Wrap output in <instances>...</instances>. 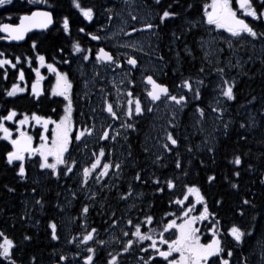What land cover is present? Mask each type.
<instances>
[{
  "label": "snow or ice",
  "instance_id": "6c2138e0",
  "mask_svg": "<svg viewBox=\"0 0 264 264\" xmlns=\"http://www.w3.org/2000/svg\"><path fill=\"white\" fill-rule=\"evenodd\" d=\"M12 0H0V6L10 4ZM29 4L34 5L33 8L24 11L18 15L17 23L0 22V40L4 41H23L28 33L34 30L39 32L51 31L59 28L58 32H62L67 39L71 40L69 50L66 52L64 44L53 45L54 54L49 58L44 52L39 50L40 39H33L31 41V51L33 55H9L4 51H0V70L3 72V79L9 78L8 69L15 71L14 82L10 87L3 89L5 97H18L20 94H27L31 97L37 105H39L42 98L58 97L62 98V110L57 111L56 108L51 109V115H41L38 111L19 112L15 107L5 108L4 114H0V142L3 144V159L6 165L15 169V175L20 180L27 179L26 161H33L38 165V168L49 172L52 178L60 180L61 177L71 178L77 177V188L82 192L88 200L94 201L100 194L92 187L91 183L101 185V191L112 188L116 189L117 199L119 201H127L135 194L136 198H142L145 194L136 192L133 187V182H138L141 185L150 183L154 188V194L159 193L163 195L166 191L174 192L177 187L180 188V194L169 196L168 205L174 208L173 211H166L161 216L155 213L147 214L141 213L134 221L127 213L122 216H117L115 211H112L107 221L108 228L120 227L121 237L127 238L123 241L120 238L113 236L114 240L121 243L120 251L112 254L108 252L107 259L104 264H124L123 254L129 253L133 245L138 246V250L145 254L139 257L138 264H232L233 258L239 252L240 256L237 259V264H249V258L244 256L243 245L250 240L255 234L256 215L251 217L252 225L245 228L240 223L233 220L229 226L222 227V220L224 216L221 209L224 207L223 197L214 199L210 202L207 192L203 190L202 185L193 182L189 179V170L187 165L182 161L181 156L176 149L179 147V140L173 135L172 131L165 129L163 133V142L157 141L162 151L155 155L153 163L159 168L166 169L167 164L162 163L166 154L174 155V170L172 175L161 178L155 173H151L146 181L143 177L144 170H138L128 182L126 191H121L118 183L121 171L125 164L121 160H112L114 149H106L104 146H98L97 151H92L90 157L83 163L73 155L75 150L81 157L84 156L85 150H88L89 138L95 137L96 145L99 142H108L109 140L115 142L121 137V131L128 130L136 131L137 124L133 122L138 120L145 112L152 113L154 106L163 103L165 107H171V117L168 125L175 128L173 120L176 117L177 111H183L184 108L191 101H200L202 98V89L205 87L204 80L201 78L205 74V67L202 66L198 70L197 76L182 77L178 84L174 85L176 91H171L169 86L161 83L155 78V72H150L143 76V83L146 87L145 96L146 101L142 102L139 95L133 94L130 85L135 81L130 78L132 69L139 67V61L134 55L124 53L123 63L130 66L124 73L123 77L116 80H111L113 90L115 92V99H112V93L106 91L104 87L99 88L101 94L102 104L100 106V113L106 114L107 118L113 122H120L119 129L114 127L113 123H107L106 120H98V113L96 108H90L89 113L81 111V115L86 117L83 122L74 120L75 104L74 96L77 100H84L90 98L91 93L88 91L90 81L95 84L96 80H103L104 76L99 69L105 72L115 73L122 67V61L119 55L114 56L111 51L106 50L101 46L94 52L91 48L85 49L81 43L72 38L70 30V19L64 15L56 19L54 16L55 5L49 0H27ZM156 5H160L162 0H154ZM178 0H172L171 3L163 9L158 11L155 16H152L151 11L142 17L139 14L133 15L129 13V18L133 24L129 25L127 20H121V27L117 31L108 33L105 36L96 34L95 32H88L92 41H110L118 38L121 34L131 37L132 34L150 33L149 47L151 48V36H155L160 27L168 20L181 19L183 25L180 32H173V41H180L182 35L186 36L191 33L193 28L203 27L209 33L215 32L211 39L200 38V48L204 52L203 61L208 66L213 64L211 71L218 77V82L215 84L214 90L216 96L213 97L215 106L211 107L213 113H217V120H221L226 111L224 104L228 101L236 99L235 87L236 78H228L225 72V67L220 66L225 63L228 68L241 67L240 61L232 64L231 60L226 62L222 60V54L225 45L228 52L232 53L247 43L255 44L257 41L264 44V30H258L254 26L255 22L259 26H264V0H188L187 6L183 12L173 10V5L177 4ZM71 6L78 11L80 16L85 21L93 22L96 15L92 6H82L81 0H70ZM198 9L200 12L199 18L190 17L188 13L191 10ZM107 13V21L111 23L114 19V14L111 9H105ZM247 18H251L253 23H250ZM8 19H11L9 17ZM159 23L154 22L155 20ZM139 26H136V25ZM124 26H127L125 31ZM99 31L104 30V25H99ZM222 30V32L220 31ZM79 33H85V28L80 27ZM227 35H224V34ZM114 47L130 48L134 51L144 52V44L140 40L132 42H125L123 44L114 45ZM155 51V49H152ZM184 51L192 54V49L187 44L184 46ZM78 54V56H77ZM146 55L150 54L145 52ZM57 57H60L57 59ZM179 57V53H177ZM76 71L80 72L79 86L82 90L77 91V81L73 78V64L77 62ZM157 59L164 61V56L159 55ZM251 59V56L249 57ZM89 62L94 68L91 77H87L83 72V63ZM30 69L34 76H30L29 81L26 80L24 65ZM35 64V66H33ZM65 68L67 70H62ZM46 70L47 75L42 72ZM162 71V70H161ZM175 71V69H174ZM47 85V87H46ZM125 85V88H121ZM188 93H191L189 97ZM126 98L125 103H121V96ZM255 100V97L252 98ZM264 111V110H262ZM195 113L199 117L197 123L205 116V109L196 104ZM100 123L99 135L96 136V124ZM255 121H249V126ZM107 124V126H105ZM225 134L229 127L228 122H224ZM241 128L245 124H240ZM31 129H36L34 135ZM38 137V142L36 141ZM123 139L127 140L125 135ZM244 139V137H240ZM207 141L204 144L207 145ZM94 145V146H96ZM10 146V147H9ZM186 152L191 154L193 148L188 146ZM149 149L144 148L147 153ZM206 151L215 154V149L212 146H207ZM128 156H131L129 151ZM190 163V161H189ZM201 165L204 161H200ZM229 164L238 168L242 165V156L234 153L232 158L228 161ZM135 166V165H134ZM253 166L248 165L251 170ZM111 173V176H110ZM241 175L239 170L231 173V178L228 175L224 176V180L229 184L232 190L239 192L240 185L237 178ZM106 177L113 180L112 183L101 184ZM215 173L206 176V181L209 186L216 183ZM261 184H264V174L260 177ZM39 184V181H35ZM9 192L15 189L5 185ZM37 189L33 187L32 193H36ZM70 197L74 200L78 198V192L68 189ZM35 205L43 206L42 198L34 200ZM58 208H63V205L57 203ZM153 203H148V210L153 209ZM251 207L256 209V205L252 200L241 197L239 202L234 205L232 209L233 216L244 217L245 210ZM136 205H129V209H135ZM90 212V204L84 203L79 211L77 218L80 227L85 229L83 232H76L66 240V243H75L77 248L81 245L85 246V254L83 255V264H96L95 257L98 255L97 248L88 246L90 242L94 245H105L107 242L104 239H97L99 229L91 227L89 229L87 217ZM261 214V213H257ZM25 217L31 219L26 212L20 217L24 220ZM39 224V221L36 222ZM124 225L131 226L125 230ZM154 225L147 228V231H142L143 226ZM47 228L50 229V239L58 241L60 236L58 234V226L55 220H49ZM210 238H208V235ZM202 236L205 237L206 242L202 241ZM130 237V238H129ZM30 235H23L22 241H31ZM146 246L142 242H149ZM260 246L261 260L258 264H264V232L257 240ZM20 251V243L8 234L4 228H0V264H20L18 252ZM150 251V254H149ZM80 252L73 253V257L79 256ZM159 258V259H157ZM65 262V264H74L73 260H69L66 254H60L57 264ZM28 264H40L38 258L33 255L29 257Z\"/></svg>",
  "mask_w": 264,
  "mask_h": 264
},
{
  "label": "trees",
  "instance_id": "16d2710c",
  "mask_svg": "<svg viewBox=\"0 0 264 264\" xmlns=\"http://www.w3.org/2000/svg\"><path fill=\"white\" fill-rule=\"evenodd\" d=\"M49 2L55 5L54 16L57 20L64 15L69 17L71 32H75L77 28L83 26L86 28V22L78 11L71 6L70 0H49ZM141 2L144 7L153 10L154 15H156L158 11L162 12L172 0H162L160 5H156L154 0H141ZM187 2L188 0H178V3L173 5V10L183 12ZM202 2L204 0H200V3ZM81 3L82 6H92L94 8L96 15L93 22L97 19L100 20L99 17H101L105 9L113 10L115 7V0H81ZM9 7H12L14 12L11 11L8 14L11 19H15L18 14L34 6L29 4L27 0L25 3H20L19 0H12L10 4L2 7L4 12L0 13L2 15L6 14V10ZM188 15L198 19L200 12L198 9H194ZM247 19L250 23H253L251 18ZM156 23H159L158 19ZM254 26H257L258 30H264V26H259L258 22H255ZM182 27H186L182 23V18L168 20L156 34L158 48L171 54V59L168 60L171 66L170 72L175 69V73L189 74L195 77L202 64L205 67V74L201 77L205 84L202 89L201 100L193 101L181 113L182 118L177 127L179 128L177 130L178 133L174 134L176 137L178 136L179 140L177 150L182 161L187 165L189 179L202 185L203 190L208 194L210 202L223 197L224 207L221 209L224 216L222 220L223 228L226 229L233 220L247 228L252 225L251 217L256 215L255 234L242 246V254L249 258V264H258L261 254L257 240L264 232V184L260 182V177L264 174V111H262L264 110V50L262 49L264 44L259 41L254 45L247 43L232 53L228 52L225 45H219L220 47H225L221 57L222 60L225 62L231 60L232 64H236L237 60H239L241 67L239 69L235 67L228 68L225 63L220 65L225 67L228 78H236V87L234 89L236 99L224 104L226 111L222 119L217 120V113L211 111V107L215 106L213 103V97L216 96L214 88L218 82V77L211 71V68L216 67V65L208 66L203 61L204 52L199 44L201 37L211 39L216 33H209L207 29L197 27L193 28L190 34L182 35L180 41L174 42L172 33L174 31L179 33ZM220 31L222 32V30ZM185 44L192 49L191 55L184 51ZM177 53H179V57H177ZM250 56L251 59H249ZM4 88L7 87L0 75V114L5 108H11V98L3 95ZM253 97H255V100L252 99ZM197 103L205 109V116L200 120V123L196 122L199 119L195 113ZM249 121H255V123L249 126ZM224 122L229 124L226 134L223 126ZM242 123L245 124L244 128L240 127ZM181 130L184 131L183 134H180ZM141 133H143V130ZM240 137H244V139H240ZM204 141L208 142L207 145L204 144ZM132 143L136 144L138 149L143 150L149 144L145 138H140L136 135H133ZM3 144L5 143L0 142V228H4L10 236L20 243L18 256L20 263H25L26 258L33 255L39 257L46 252L42 243L49 241V233L46 230L37 228L35 230L21 231L23 227L20 228L22 224L20 217L24 215L23 210L25 207L23 202L19 203L13 192H9L5 187L7 185L13 188L12 184L15 177L10 176L5 170L6 167L2 165L4 162ZM188 146L193 148L191 154L185 150ZM207 146L214 147V156L206 151ZM234 153L242 156V165L238 168L228 163ZM140 155L148 157L144 154ZM201 160L204 161L203 165L200 163ZM249 164L253 166L251 170L248 169ZM235 170H239L241 173L240 177L237 178V182L240 185L239 192L232 190L224 180L225 175L231 178V173ZM213 173H215L217 178L216 183L209 186L206 176ZM241 197L252 200L256 205V209L249 207L245 210L244 217L241 218L238 215L234 217L232 209ZM158 203L162 205L163 201ZM27 218L25 217V219ZM31 219L33 220L32 217ZM35 220L37 221V217ZM25 234L32 237L31 241H22V237Z\"/></svg>",
  "mask_w": 264,
  "mask_h": 264
},
{
  "label": "flooded vegetation",
  "instance_id": "af4514ba",
  "mask_svg": "<svg viewBox=\"0 0 264 264\" xmlns=\"http://www.w3.org/2000/svg\"><path fill=\"white\" fill-rule=\"evenodd\" d=\"M26 0H19L20 3H25ZM142 3V2H141ZM6 5V4H5ZM4 5L0 6V12H4L2 10V7ZM34 6V5H33ZM144 6V5H143ZM11 11L14 12V9L12 7H9L6 10V14L2 15L0 13V22H10V23H16L18 15L15 19H8ZM155 20L154 22H156ZM99 25L101 23L98 22H88L86 21V28L85 33H79L78 29L75 32H71L72 38L78 40L81 45L85 48H91L93 50V59H94V52L99 47L103 46L106 48V50L111 51L114 56L119 55L122 61V67L118 69L115 73L112 72H105L103 69H99L101 71V74L104 76L103 80L97 79L95 84H92L90 81V86L88 91L91 93L90 98H85L84 100H77V98L74 96V104H75V112H74V120L77 122H83L86 120L85 116L81 115V111L84 113H89L90 108H96L98 115V120H106L107 123H113L114 127L119 129V123L120 122H113L109 120L106 116V114L100 113V106L102 104L101 100V94L99 93V88L104 87L106 91H109L112 93L111 98L115 99V92L113 90L112 84L110 83L111 80H116L118 83L119 79L123 77L124 73L128 70L130 66H127L123 63L124 61V53H128L130 55H134L137 57L139 61V67L136 69H132L130 78L135 81L133 85H130L128 87L131 88L133 91L134 96L139 95L142 102L146 101L145 96V89L147 86L143 83V76L149 74L150 72H155V78L158 79L159 82L165 83L169 86L171 91H176L174 88L175 84H178L182 77L190 76L189 74H178V72H170L171 66L169 65V59H171V54L168 51L160 50L158 48L157 44V38L156 35L152 36L154 37V45L153 48L155 51L151 49V51L155 54V61H156V71H147L142 69L143 64V55L142 54H132L129 50V48H123V47H114V45L110 41H92L91 38L86 35L88 32H95L96 34H99L101 36H105V34L102 33V31H99ZM89 27V28H87ZM59 28V25H57L56 28H52L51 31L47 32H39L34 31L31 33H28L25 37V40L19 41V42H8L4 40H0V51H4L6 54L9 55H33L30 45L31 41L33 39H40L42 42L40 43L39 50L41 52H44L46 55L50 56L54 54L53 45H59L64 44L66 52L69 50L71 40L67 39L62 32L56 31ZM90 30V31H88ZM2 35V34H0ZM163 55L164 61L161 62L157 59V56ZM78 56V54H77ZM60 57H57L59 59ZM79 63V59L77 58V62L73 64V78L77 81V91L82 90L79 86L80 81V72L76 71L77 64ZM35 66V64H33ZM25 69V76L26 80L29 81L30 84V76H34L30 72V69L27 67V65H24ZM62 70H67L65 68H62ZM83 72L86 74L87 77H91V74L93 71H96L98 69L94 68L93 65L89 62L83 63ZM162 70V71H161ZM15 71L13 69H8L9 78L7 80L3 79V72L0 70V75L2 79L5 82L6 87H10L11 83L14 82L15 78ZM42 72L47 75L46 70L42 69ZM47 87V85H46ZM121 88H125V85H121ZM189 97H191V93H188ZM126 98L123 97V94L121 96V103H125ZM193 102L190 100L189 104ZM162 105L163 103L157 102L156 105ZM11 107H15L19 112H32V111H38L41 115H51V109L56 108L58 112L62 110V98L58 97H45L42 98L39 105H37L34 101H32L31 97L27 94H20L18 97H12L11 98ZM1 114H4L2 112ZM146 112L138 119L134 120L137 124V130L131 131L128 130L125 132L123 129H119L121 131V137L118 138L117 141L113 142L109 140L108 142H99V145H96L95 137L89 138L86 143H88V150H85L84 156H80L75 150H73V155L77 157L78 160H80L82 163L87 160L92 151H97L98 146H104L106 149L113 148V154H112V160H121L124 162L125 167L121 171L120 179L118 181H115L118 183L121 191H126L128 188V182L132 181L133 176L135 175V172L138 170L143 169L144 170V179L147 181L148 176L151 173H155L157 176H160L163 178L164 176L172 175L174 170V155L172 154H166L165 158L162 160V163L167 164V168H159L157 165L153 163L155 156L152 155L150 159L152 160H146V157H143L140 154H144L145 156L148 155L149 151L147 153L144 152L143 149H138L136 147V144L132 143L133 135H136L137 137L144 138V130L143 125L145 121L144 115ZM107 126V124H105ZM97 132L96 136H98L99 130H100V123L96 124ZM140 128V130H138ZM143 130V133H141ZM32 133L36 134V129H31ZM169 131V130H168ZM143 134V135H142ZM127 136L128 139H123V136ZM146 138V137H145ZM38 142V137L36 141ZM6 143V142H4ZM96 145V146H94ZM149 149L152 147L151 145H146ZM10 147V146H9ZM129 151L131 152V156H128ZM176 151H178L176 149ZM135 152V153H133ZM134 158V159H133ZM35 158H33V161ZM33 161H26V170H27V179L26 180H20L15 175V169L6 165L5 162L2 163L6 168L10 176L15 177L13 185V191L14 196L19 200V203L23 202V205L25 209L23 210L24 214L27 212L28 216L32 217V219H24L22 220L21 231H27V230H35L36 228L39 230H46L49 233V241L42 243L43 247L46 249V252L43 253V255H40L38 260L40 261V264H57L58 257L60 254H66L69 258V260H73L74 264H83V255L85 254V246L81 245L79 248H77L76 244H68L66 243V240L70 238L71 236L75 235L76 232L80 231L83 232L85 229H82L79 224V220H73L72 218H77L79 211L84 203L90 204V212L87 217V223L89 226V229L91 227H96L99 229L97 239H104L107 243L105 245H94L92 242L89 243L88 246H94L97 248L98 255L95 257L96 264H104V261L107 259V253L111 252L112 254H115L116 252L120 251L121 243H118L117 240H114L112 237L116 236L120 238L121 241L127 238L121 237V229L120 227L115 228H109L107 232H105V228H108V224L105 222L108 220L109 215L112 211H115L117 216H122L123 214L127 213L129 216L133 218L135 221L138 216L141 215V213L147 212V214H153L155 213L157 216L163 215L166 211H173L174 208L170 205H168L167 201L169 199V196H175L180 194V188L179 186L177 189L172 192H165L163 195L154 193V188L150 185V183H146L144 185L139 184L138 182H133V187L136 192H143L145 195L142 198H136L135 194L132 198H129L127 201H119L117 199V193L116 189L112 188L110 191L108 189H104L101 191V185H96L94 183L90 184V187H92L94 190L99 192L100 194L96 197L94 201L88 200L86 196L80 192V190L77 188V177L72 176L71 178H65L61 177V179L58 181L55 178H52L47 171L40 170L38 168V165L34 163ZM148 164V165H147ZM135 165V166H134ZM111 176V173H110ZM35 181H39V184L35 183ZM113 180H110L109 177H106L104 181L101 182V184L104 183H112ZM35 187L37 189L36 193H32L31 189ZM68 189H71L73 191L78 192V198L72 199L69 195ZM37 198H42L43 200V206L35 205L34 200ZM163 201V204L160 205L158 202ZM153 203L154 207L151 210H148V203ZM57 203L63 205V208H58L56 205ZM135 204V209H129V205ZM37 217V221H39V224H37L35 218ZM49 220H55L58 226V234L60 236V239L58 241H52L50 239V229L47 228V223ZM154 225L149 226H143L142 231H147L148 227H151ZM131 226L124 225L125 230L130 228ZM19 229V228H18ZM20 230V229H19ZM208 235V234H206ZM130 238V237H129ZM208 238H210V235H208ZM202 241L206 242L205 237L202 236ZM144 246L147 245L149 242H142ZM68 248V249H67ZM51 250V251H50ZM70 250V251H69ZM64 251V252H63ZM80 252L79 256L73 257V253ZM150 254V251H149ZM144 256L146 259L144 253L140 252L138 250L137 245H133L132 249H130L129 253L123 254V260L124 264H138L139 257ZM240 256V253L238 252L236 256L233 258L232 264H237V259ZM28 258H26L25 263L20 264H28ZM159 259V258H157ZM59 264H65V262H59Z\"/></svg>",
  "mask_w": 264,
  "mask_h": 264
},
{
  "label": "rangeland",
  "instance_id": "374dc122",
  "mask_svg": "<svg viewBox=\"0 0 264 264\" xmlns=\"http://www.w3.org/2000/svg\"><path fill=\"white\" fill-rule=\"evenodd\" d=\"M116 2H118L116 4ZM115 7L112 10L114 14V19L111 23H109L106 19L107 13L103 11V14L101 15L100 20H95V22L99 21L101 24L104 25V30L102 31L103 34L107 35L108 33H111L113 31L119 30V28L122 26L120 21L127 20L128 24L131 25L134 22H132L129 18V13L133 15L139 14L142 17H146V14L151 11L152 16L154 15L153 10L148 9L143 6L141 3V0H115ZM85 21V20H84ZM86 22V21H85ZM136 26H139L138 24ZM125 31H127V26H124ZM226 34V33H225ZM149 36L150 33H139V34H132L131 37L124 36L121 34L118 38L111 40L113 44H123L125 42H132L134 40H140L144 44V52H138L134 51L133 49H127L132 54H142L143 55V64L142 69L147 71H156L158 69L156 67V61H155V54L151 51L154 45V37L151 36V48L149 47ZM262 49L264 50L263 46ZM145 52H148L150 54L146 55ZM214 92V90H213ZM189 106V105H187ZM183 111H177L176 117L173 120V123L176 125L175 128H172L168 125V121L172 119L171 117V107H165L164 104L162 105H155L154 111L152 113L146 112L144 115L145 121L143 125L144 130V138L147 142L151 143L153 155H158L162 151L160 149L159 144L157 143L158 140L163 142V133L165 129L172 131L173 135L175 133H178V124L180 123V120L182 118L181 113ZM184 131L181 130L180 134H183ZM175 136V135H174ZM176 137V136H175ZM178 137V136H177ZM259 260H261V256L259 257Z\"/></svg>",
  "mask_w": 264,
  "mask_h": 264
},
{
  "label": "bare ground",
  "instance_id": "6f19581e",
  "mask_svg": "<svg viewBox=\"0 0 264 264\" xmlns=\"http://www.w3.org/2000/svg\"><path fill=\"white\" fill-rule=\"evenodd\" d=\"M191 104H192V102H191ZM188 105H190V104H188ZM185 108H186V107H185ZM185 108H184V109H185ZM148 143H149V145H151L150 142H148ZM152 153H153V150H152V147H150V148H149V153H148V155H147L148 157L146 158V160H152V159H150V157L153 155ZM150 154H152V155H150ZM67 249H68V248H67ZM69 251H70V250H69ZM63 252H64V251H63Z\"/></svg>",
  "mask_w": 264,
  "mask_h": 264
},
{
  "label": "water",
  "instance_id": "95a60500",
  "mask_svg": "<svg viewBox=\"0 0 264 264\" xmlns=\"http://www.w3.org/2000/svg\"><path fill=\"white\" fill-rule=\"evenodd\" d=\"M17 22H18V20H17ZM17 22H16V23H17ZM5 23H10V22H5ZM34 31H36V30H34ZM34 31H33V32H34ZM8 42H17V41H8Z\"/></svg>",
  "mask_w": 264,
  "mask_h": 264
}]
</instances>
